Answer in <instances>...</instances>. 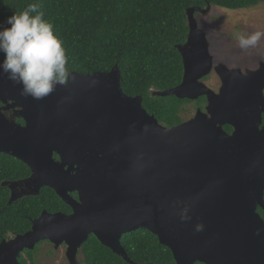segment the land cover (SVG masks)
Wrapping results in <instances>:
<instances>
[{"label": "water", "instance_id": "water-1", "mask_svg": "<svg viewBox=\"0 0 264 264\" xmlns=\"http://www.w3.org/2000/svg\"><path fill=\"white\" fill-rule=\"evenodd\" d=\"M207 9L186 10L181 82L157 92L205 96V112L170 127L146 111L140 96L122 91L116 67L70 70L42 99L22 95L0 73V152L30 169L34 192L50 187L72 209L43 210L28 230L2 239L0 264H21L20 253L42 240L65 244L73 263L91 234L132 263L120 240L137 229L154 234L175 264H264V221L255 210L264 207V63L245 72L213 66L194 17ZM212 69L222 82L218 93L199 81ZM9 107L23 125L4 116Z\"/></svg>", "mask_w": 264, "mask_h": 264}, {"label": "trees", "instance_id": "trees-1", "mask_svg": "<svg viewBox=\"0 0 264 264\" xmlns=\"http://www.w3.org/2000/svg\"><path fill=\"white\" fill-rule=\"evenodd\" d=\"M36 3L43 19L52 25L62 42L67 70L82 74L120 72L124 93L140 96L141 104L166 127L183 121L188 98L160 96L155 91L170 89L181 82L183 65L178 45L186 41V9L212 6L236 10L264 0H0V27L7 18ZM0 58L3 54L0 53ZM201 98L195 102L200 106ZM28 168L18 159L0 153V241L28 230L31 219L43 209L55 211L63 203L50 187L37 196L10 201L3 181L27 175ZM264 198V197H263ZM261 214L264 211L258 208ZM121 244L132 263L102 245L92 234L79 248L84 264H174L171 251L145 229L124 234ZM25 249L18 257L21 264H35V251Z\"/></svg>", "mask_w": 264, "mask_h": 264}, {"label": "clouds", "instance_id": "clouds-1", "mask_svg": "<svg viewBox=\"0 0 264 264\" xmlns=\"http://www.w3.org/2000/svg\"><path fill=\"white\" fill-rule=\"evenodd\" d=\"M207 5L209 8L212 6ZM200 8L206 9L207 6ZM198 14L204 13L194 12L197 24ZM6 24L7 27H0V53L3 54V59L0 60V73L20 85L22 95L42 99L53 92L57 85H62L68 80L70 74L66 67L67 60L62 42L54 35L52 25L43 19L38 4H29L19 14L11 15L7 18ZM198 27L201 28L199 25ZM262 36L264 32L257 31L238 35L236 40L239 48L246 50L257 46ZM206 38L208 41L207 34ZM157 92L159 91H155L154 94L157 95Z\"/></svg>", "mask_w": 264, "mask_h": 264}, {"label": "rangeland", "instance_id": "rangeland-1", "mask_svg": "<svg viewBox=\"0 0 264 264\" xmlns=\"http://www.w3.org/2000/svg\"><path fill=\"white\" fill-rule=\"evenodd\" d=\"M196 18L198 25L207 34L210 54L215 63H224L227 67L237 66L242 70H253L260 63H264V36L257 46L246 50L240 49L236 40L241 34L264 32V3L236 10L210 6L204 14H198ZM206 84L216 88L220 82L212 73ZM196 106L195 102L183 106L181 114L184 120L193 116ZM34 256L35 264H84L81 253H77L75 261L70 263L63 246L55 247L46 242L37 246ZM25 264H30L29 260Z\"/></svg>", "mask_w": 264, "mask_h": 264}, {"label": "flooded vegetation", "instance_id": "flooded-vegetation-1", "mask_svg": "<svg viewBox=\"0 0 264 264\" xmlns=\"http://www.w3.org/2000/svg\"><path fill=\"white\" fill-rule=\"evenodd\" d=\"M217 64H224V63H215L213 61V66L214 65H217ZM225 65V64H224ZM227 68H239L237 66H234V67H227ZM245 70L247 69H244L241 71L245 72ZM214 73V75H216L217 79L219 80L220 82V85H217L216 88H211L209 87L207 84H206V81H207V78L212 74ZM199 81H201L202 83H204L205 85H207L214 93H218L219 90H220V86L222 84L220 78L218 77V75L213 71V69L210 71V73L207 75V76H204L202 77ZM263 95H264V90H263ZM201 98V101L200 102V106H196L195 107V113L198 109H200L202 112H205V107L207 105V102H206V98L205 96L204 97H199L195 100H192V102H197L199 99ZM2 113L4 114V116L9 119V120H15L17 123H20L21 125H23V121L20 119V118H17L16 117V107L15 108H12V107H9V108H3L2 109ZM194 113V114H195ZM193 114V115H194ZM191 118V117H190ZM190 118H187L186 120L190 119ZM185 120V121H186ZM224 131L227 132V133H232L233 131V128L229 125H223L222 126ZM262 127H264V112H261V121H260V124H259V128L261 129ZM2 153V152H0ZM9 155V154H7ZM10 156V155H9ZM55 159L57 160L58 157L57 156H54ZM24 164V163H23ZM25 165V164H24ZM26 166V165H25ZM27 167V166H26ZM28 168V167H27ZM29 172L27 175H24L23 177L21 178H17V179H10V180H5L3 181L2 183V186H5L8 188V192H9V197H10V194L13 193L14 197H16L15 199H18V198H22V197H26V196H37L39 194V192L44 188V187H47V186H41L37 193L34 192V185L32 184V182L30 180H28V178L31 176V171L30 169L28 168ZM53 191V190H52ZM31 192H34L35 194H31ZM54 192V191H53ZM55 193V192H54ZM72 195V197L74 199H77V194L75 192H72L70 193ZM56 195V193H55ZM264 197V195H263ZM59 198V197H58ZM60 199V198H59ZM264 199V198H263ZM61 200V199H60ZM62 202V201H61ZM63 204L61 206H59L55 211H47L46 209H43V210H46L47 212H51V213H54V212H62V213H65V214H70L72 212V209L67 205L65 204L64 202H62ZM258 208L262 209L264 211V207H261L259 205H257L256 207V212L259 214V216L263 219L264 221V214H261L258 210ZM42 210V211H43ZM41 213V212H40ZM32 220V219H31ZM44 241V240H42ZM39 243V242H38ZM122 245V244H121ZM61 246H63L65 249L67 248L65 244H61ZM123 246V245H122ZM80 248V247H79ZM79 248H78V251H79ZM124 248V247H123ZM125 250V248H124ZM77 251V253H79ZM126 252V251H125ZM77 253L75 254V257L77 255ZM121 256V255H120ZM126 256L127 258L129 259L128 255H127V252H126ZM123 257V256H122ZM124 258V257H123ZM68 259V258H67ZM125 259V258H124ZM127 260V259H125ZM130 260V259H129ZM128 261V260H127ZM129 262V261H128ZM175 264V262H174ZM194 264H204L203 262L201 261H195Z\"/></svg>", "mask_w": 264, "mask_h": 264}]
</instances>
